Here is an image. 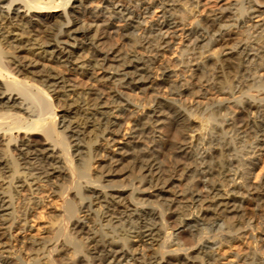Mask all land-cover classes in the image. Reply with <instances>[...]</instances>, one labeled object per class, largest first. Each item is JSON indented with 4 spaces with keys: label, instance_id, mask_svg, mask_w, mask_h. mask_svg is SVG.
<instances>
[{
    "label": "bare ground",
    "instance_id": "1",
    "mask_svg": "<svg viewBox=\"0 0 264 264\" xmlns=\"http://www.w3.org/2000/svg\"><path fill=\"white\" fill-rule=\"evenodd\" d=\"M200 4L0 0V244L26 229L43 188L66 204L61 239L48 247L32 236L30 256L0 251L2 264H214V247L245 230L253 244L238 261L264 264V0L204 15ZM190 17L179 56L156 72ZM141 86L153 89L134 99ZM209 89L224 99L205 101ZM211 101L215 143L196 132L216 113L203 109ZM125 118L131 130L112 149ZM173 119L180 129L165 137ZM232 150L228 166H214Z\"/></svg>",
    "mask_w": 264,
    "mask_h": 264
},
{
    "label": "rangeland",
    "instance_id": "2",
    "mask_svg": "<svg viewBox=\"0 0 264 264\" xmlns=\"http://www.w3.org/2000/svg\"><path fill=\"white\" fill-rule=\"evenodd\" d=\"M236 0H201V4L199 5L198 8V15H204L212 10H218L219 7L221 6H225L228 4H233ZM262 18V16H258L255 15L253 16L252 21H260ZM193 17H190L187 21L185 25H181V26H176L175 27V35H173V37L171 38V43L172 45L168 48L165 49L162 54L156 59V62L154 64V69L157 72L158 68H161L164 63L165 64H169L172 65L174 64V60L179 56V51L182 47V43H183V32L184 29L189 28L190 26V22L192 21ZM189 22V23H188ZM114 23L116 24V26H121L123 24L122 21H119L117 19L114 20ZM115 40H118V36L116 35ZM167 62V63H166ZM156 65V66H155ZM158 67V68H156ZM179 69H181V67H179ZM159 72V70H158ZM154 78L159 79V76H153ZM173 77V78H172ZM172 79H175L174 76H172ZM93 83H95L94 81H92ZM97 83V82H96ZM144 86L141 87H137L136 89H134L133 91H131V95L134 99L140 98L141 95L144 93V90L146 91H152L153 87L151 88H143ZM204 87L206 88L207 85H204ZM163 88V87H162ZM212 90V91H211ZM161 91H167V88L165 90V86H164V90L162 89ZM209 92H207L208 94L206 95L205 101H210L218 98L219 99H224L222 94H219L216 90L214 89H209ZM162 92V94H164ZM218 94V95H217ZM139 96V97H138ZM207 99V100H206ZM216 101H211L209 102H205V104H203V109H205L207 106V109L205 110L206 112H209L212 108V111H216L215 114H213V116L211 118H209L208 120H205L202 122L201 127L196 131L199 135L200 138L203 139L204 142H218L219 140H223L220 138L221 136V132L219 130V123H220V119L221 117L217 116V109H218V102ZM208 103V104H207ZM216 106V107H215ZM56 112L58 113V115L62 112V108L61 107H57ZM217 119H216V118ZM170 121V123H169ZM166 120L163 124H161V130H163V134L165 135V137H171L177 130L180 129V124L179 122L173 120ZM132 120L130 118H125V120L123 119L122 121V127H121V134L118 135V138L116 140L117 145L116 146H112V149H116L117 147L121 146L122 144H124L126 138L128 137V133L131 130L132 127ZM233 147V145H231ZM240 148H237V151H239ZM232 154H234V156H227V157H220L219 159L213 161V164H215L214 166H228V161H230V159H232V157L236 158L237 154L239 152L236 151H231ZM160 158L163 160V162L168 163L169 162V157H166V155H162V152L160 153ZM165 158V159H163ZM160 159V160H161ZM168 159V161L166 160ZM166 160V161H165ZM189 162V161H188ZM193 162V161H190ZM193 165H195V162L192 163ZM93 167H96V164H93ZM257 171H259V168L257 169ZM256 171V172H257ZM194 174V175H193ZM196 173H191V177L193 178L192 180H194ZM191 177H189L188 180L191 179ZM122 177L120 178H116V180L114 182L117 183L122 181L121 180ZM120 180V181H119ZM125 179H123L124 181ZM190 180V181H192ZM183 181L181 182V184H179L176 189H183L185 187V185H183ZM181 187V188H180ZM186 189V187L184 188ZM183 189V190H184ZM38 197L43 198L41 203H38L36 205L33 206V210L30 214V220H29V225H27L25 228L26 229H19L18 227L13 226L9 231L11 233L12 238L10 240L9 245L7 244H0V251L2 253V259H14V256H12V254H10L11 252H17L19 249L22 248V254L24 255V257H28V255L30 256L32 254V252L30 250H28L27 244L30 242V237L34 236L38 239V241H42V240H46L42 243L41 246L45 245L50 247L52 245V243H54L57 239H61L62 236L60 234L57 233V227L64 223L66 221V217H64V208H65V202L63 199V196L60 195L59 193H55L51 190H48L47 188H43V190H41V192H39ZM154 198V199H153ZM153 199V200H151ZM155 197L150 198L149 201H154ZM261 209L260 212L264 215V195L261 199ZM63 216V217H62ZM64 218V219H62ZM65 220V221H64ZM59 224V225H58ZM31 226V227H29ZM193 229V228H191ZM179 231L181 232V236L182 238H184L186 241H191V235H190V230H186V229H179ZM247 230L242 232V236L237 239H233L232 241L228 242L226 244V242H223L221 245L214 247L215 250V254L219 255V260L218 264H226L228 262H237L240 264V261H238V258L236 256V254H244L246 253V251L249 250L250 246H252V240L249 236V232H246ZM213 232H217V229L215 228V230ZM244 233V235H243ZM264 237V236H263ZM135 240V239H134ZM146 244H149V241L145 242ZM154 247H156L157 245H153ZM10 252V253H9ZM194 257L192 258V260L194 259H198L197 262L200 260V257L192 254ZM197 256V257H196ZM7 257V258H6ZM251 258H253L254 263L258 262V255H251ZM32 261V260H31ZM196 261V260H194ZM251 261V260H250ZM214 263V264H216ZM0 264H2V262H0ZM212 264V263H211Z\"/></svg>",
    "mask_w": 264,
    "mask_h": 264
}]
</instances>
